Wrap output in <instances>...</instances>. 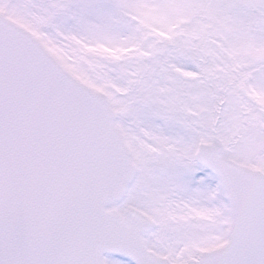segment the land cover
Returning <instances> with one entry per match:
<instances>
[{"label":"snow or ice","instance_id":"6c2138e0","mask_svg":"<svg viewBox=\"0 0 264 264\" xmlns=\"http://www.w3.org/2000/svg\"><path fill=\"white\" fill-rule=\"evenodd\" d=\"M0 264H264V0H0Z\"/></svg>","mask_w":264,"mask_h":264}]
</instances>
